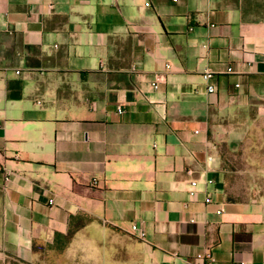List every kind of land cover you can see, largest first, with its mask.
I'll return each mask as SVG.
<instances>
[{"label": "crops", "instance_id": "0c3cea01", "mask_svg": "<svg viewBox=\"0 0 264 264\" xmlns=\"http://www.w3.org/2000/svg\"><path fill=\"white\" fill-rule=\"evenodd\" d=\"M80 241L264 264V0H0V264Z\"/></svg>", "mask_w": 264, "mask_h": 264}, {"label": "rangeland", "instance_id": "374dc122", "mask_svg": "<svg viewBox=\"0 0 264 264\" xmlns=\"http://www.w3.org/2000/svg\"><path fill=\"white\" fill-rule=\"evenodd\" d=\"M243 196V195H241ZM70 241L67 242L66 245H69ZM73 250L69 254H56V256L51 255L52 253L49 252L48 249H46V253L43 255V258L41 259V262L39 264H89L91 263V258H89V254L94 250V248H97L93 246V243L80 241L73 243ZM71 246V245H69ZM98 248H102L98 247ZM62 250H65L62 249ZM61 252V251H60Z\"/></svg>", "mask_w": 264, "mask_h": 264}, {"label": "built area", "instance_id": "2783aa9c", "mask_svg": "<svg viewBox=\"0 0 264 264\" xmlns=\"http://www.w3.org/2000/svg\"><path fill=\"white\" fill-rule=\"evenodd\" d=\"M228 70L232 71V67H230ZM204 77L207 80H211L214 77V74L212 72H210V71H207V72L204 73ZM208 90H209V92H214L216 90L215 85L210 83L208 85ZM120 111H121V109H120ZM212 159H213V157L209 156V160H212ZM208 182L211 183V182H213V180H209ZM196 184H197V181H193L192 182V186L193 187L196 186ZM191 193L192 194L195 193V190L192 189ZM51 202H53V200ZM131 233L137 239H145V237H146V232L142 228H140L139 225H137V224H133L131 226ZM198 258H199V262L197 264H211V254L210 253L199 254ZM242 264H245V263H242Z\"/></svg>", "mask_w": 264, "mask_h": 264}, {"label": "trees", "instance_id": "16d2710c", "mask_svg": "<svg viewBox=\"0 0 264 264\" xmlns=\"http://www.w3.org/2000/svg\"><path fill=\"white\" fill-rule=\"evenodd\" d=\"M70 235V234H69ZM66 238H68V236H66Z\"/></svg>", "mask_w": 264, "mask_h": 264}]
</instances>
